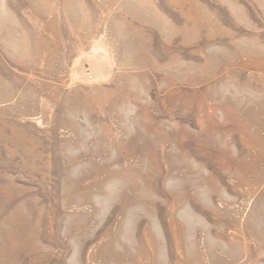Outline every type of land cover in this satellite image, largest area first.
Listing matches in <instances>:
<instances>
[{"label":"rangeland","instance_id":"obj_1","mask_svg":"<svg viewBox=\"0 0 264 264\" xmlns=\"http://www.w3.org/2000/svg\"><path fill=\"white\" fill-rule=\"evenodd\" d=\"M0 264H264V0H0Z\"/></svg>","mask_w":264,"mask_h":264}]
</instances>
